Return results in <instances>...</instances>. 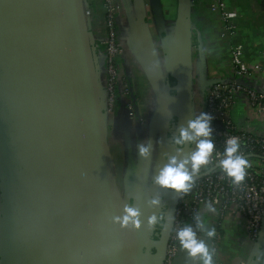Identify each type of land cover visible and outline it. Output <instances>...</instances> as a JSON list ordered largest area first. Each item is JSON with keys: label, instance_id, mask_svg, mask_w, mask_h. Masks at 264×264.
Segmentation results:
<instances>
[{"label": "water", "instance_id": "1", "mask_svg": "<svg viewBox=\"0 0 264 264\" xmlns=\"http://www.w3.org/2000/svg\"><path fill=\"white\" fill-rule=\"evenodd\" d=\"M133 1L152 114L147 140L139 126L142 137L123 145L120 190L87 0H0V264H163L180 190L154 178L170 156L192 151L171 137L194 118L210 79L195 91L190 0H177L170 30L159 0ZM133 110L140 119L135 102ZM157 134L146 189L154 151L142 157L137 145H152ZM129 208L138 214L125 222ZM263 240L264 215L248 264ZM186 251L180 245L173 264H183Z\"/></svg>", "mask_w": 264, "mask_h": 264}, {"label": "built area", "instance_id": "2", "mask_svg": "<svg viewBox=\"0 0 264 264\" xmlns=\"http://www.w3.org/2000/svg\"><path fill=\"white\" fill-rule=\"evenodd\" d=\"M87 3L85 15H90L93 5L90 0ZM101 6L104 25V38L101 41L104 47V101L107 112L112 114L117 86L123 97L127 96L129 86L120 63L123 47L116 36L118 5L116 0H102ZM210 10L220 17L222 35H234L236 27L231 20L236 14L235 11L230 10L224 0H212ZM228 59L234 79L221 76L212 67L207 73L210 82L203 96L194 100V116L204 111L214 117L211 121L212 135L209 137L213 141L214 149L208 163L202 165L194 174L188 191L180 190L178 194L163 264H173L181 245L176 233L183 227L190 226L195 236L202 234L204 221H208L209 229H215L213 236L209 237L207 233L204 235L213 264H229L237 257L235 252L220 253L226 236L224 222L229 217L242 223L243 240L248 248L253 246L258 236L264 215V127L258 132L239 128L234 124L230 112L234 106L242 103L249 118L259 117L264 124V90L235 80L237 77L258 80L264 74V63L250 62L241 47L235 44L229 45ZM123 105L130 110L132 108L130 100L125 99ZM230 138L238 140V154L244 156L250 165L245 170L244 180L239 184H234L220 166V160L225 158L226 141ZM194 148L193 144L192 151ZM188 169L191 171L190 164Z\"/></svg>", "mask_w": 264, "mask_h": 264}, {"label": "crops", "instance_id": "3", "mask_svg": "<svg viewBox=\"0 0 264 264\" xmlns=\"http://www.w3.org/2000/svg\"><path fill=\"white\" fill-rule=\"evenodd\" d=\"M93 10L90 15L91 32L95 38L96 57L99 65H103L104 47L101 41L104 38V25L102 23V0H90ZM167 30H170L175 22L177 0H159ZM212 0H190L189 24L194 44L192 53V84L196 92L202 91L207 83V73L212 67L221 72V76L230 78L232 69L228 59L229 45H239L244 55L252 63H264V0H224L230 10L235 11L231 21L236 27L232 36L222 35V23L220 17L210 10ZM118 15L116 20L117 39L123 47L120 55L121 66L127 71V81L132 87L134 102L139 105V116L144 123L138 125L135 116H131L123 109L113 112L107 120V139L115 174H121L125 165V143L136 141L139 126L144 127L146 120L152 114V93L146 69L143 63L138 22L133 0H116ZM155 36V35H153ZM156 39V37H154ZM200 60V61H199ZM253 86L264 89V74L254 80L245 79ZM241 81V80H240ZM132 99V98H131ZM231 118L239 128L251 131H259L264 127L259 117L249 118L242 103L231 109ZM145 133V132H143ZM117 171V172H116ZM207 218V217H206ZM205 218V220H207ZM208 221H204L201 227L202 234L196 235V239L203 240L209 230ZM225 239L221 245L220 253L231 254L235 257L229 264H248L252 248L244 244L242 223L237 219L228 218L224 222ZM183 264H203L200 254L189 255L186 251V260ZM256 264H264V240L261 245Z\"/></svg>", "mask_w": 264, "mask_h": 264}, {"label": "clouds", "instance_id": "4", "mask_svg": "<svg viewBox=\"0 0 264 264\" xmlns=\"http://www.w3.org/2000/svg\"><path fill=\"white\" fill-rule=\"evenodd\" d=\"M213 115L208 112H200L194 118L188 119L186 124L179 126L178 131L172 135L171 141L177 146L185 144H194L195 148L189 155L182 159H178L173 155L168 158V163L165 164L155 176V182L161 186L173 188L177 190L188 191L192 186L193 176L196 174L202 165L208 163L210 154L213 152L214 144L209 137L212 135L211 121ZM151 141L137 145L138 153L142 157H148L151 150ZM239 142L236 138H230L226 141L224 148V157L220 160V166L225 174L232 178L234 184H239L244 180L246 168L249 167L248 160L238 154ZM191 165L189 171L186 165ZM152 203H158V200H153ZM211 210V209H210ZM129 215L124 216V221L127 222L130 217L137 216V211L127 209ZM156 217H150V223H154ZM215 229H209L207 235L213 236ZM177 238L183 248L188 249L189 255L196 256L200 254L203 264H213L212 254L203 240H197L193 229L183 227L176 233Z\"/></svg>", "mask_w": 264, "mask_h": 264}, {"label": "rangeland", "instance_id": "5", "mask_svg": "<svg viewBox=\"0 0 264 264\" xmlns=\"http://www.w3.org/2000/svg\"><path fill=\"white\" fill-rule=\"evenodd\" d=\"M148 121H147V126H146V123H145V125H144V127H143V129L145 130V134H144V136H145V138H146V140H147V138L149 137V135H148ZM153 141H154V143L152 144V149H153V151H154V149H156L155 147H157V145H158V134L157 135H155V139L153 138ZM156 151H154V155L152 156V161H151V165H150V170H149V174H148V176H147V183H146V189H149L150 188V186H151V182H152V178H153V175H152V171H153V166L155 165V163L153 162L154 161V158H156ZM117 172V171H116ZM116 181H117V185H118V187H119V189L121 190V184H120V175L119 174H117L116 173Z\"/></svg>", "mask_w": 264, "mask_h": 264}, {"label": "flooded vegetation", "instance_id": "6", "mask_svg": "<svg viewBox=\"0 0 264 264\" xmlns=\"http://www.w3.org/2000/svg\"><path fill=\"white\" fill-rule=\"evenodd\" d=\"M127 84H128V86H130L129 85V82H127ZM116 91H117V96H116V101H115V105H114L113 111L116 112L118 109H120V110L123 109L125 112L128 111L131 116H134V110H133V104H134V102H132V99H131V97L129 95V92L130 91L128 90V94H127L126 97H123L121 94H119V87L118 86L116 88ZM125 99L128 100V101L130 100V104L132 106L131 110L128 109V108H126L123 105V102H125ZM137 123H138V125H141V124L144 123V120L142 119V117L137 120Z\"/></svg>", "mask_w": 264, "mask_h": 264}, {"label": "trees", "instance_id": "7", "mask_svg": "<svg viewBox=\"0 0 264 264\" xmlns=\"http://www.w3.org/2000/svg\"><path fill=\"white\" fill-rule=\"evenodd\" d=\"M119 110H120V109H118L117 111H119ZM171 130H172V133H173L174 128H171ZM138 131H139V129H138ZM137 136H138V137H142V132L139 131V133L137 134Z\"/></svg>", "mask_w": 264, "mask_h": 264}]
</instances>
